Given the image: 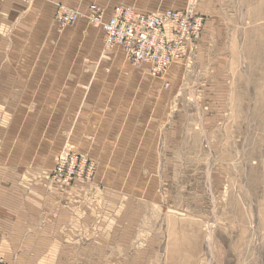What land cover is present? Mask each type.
<instances>
[{
	"label": "rangeland",
	"instance_id": "obj_1",
	"mask_svg": "<svg viewBox=\"0 0 264 264\" xmlns=\"http://www.w3.org/2000/svg\"><path fill=\"white\" fill-rule=\"evenodd\" d=\"M40 1L54 27L42 29L43 43L22 44L19 67L57 71L37 74L40 83L58 88L39 93L45 106L38 112L54 121L53 156L76 153L94 165L87 179L55 181L56 201L67 203L74 189L87 197L95 189L104 198L118 193L119 210L120 200H138L134 210L147 211L146 223L129 244L148 252L119 253L133 263L149 257L156 264H264V0H196L198 15L200 4L209 8L201 14L203 38L215 37L210 51L221 50L222 60L200 52L197 62L196 43L158 78L106 44L88 7H100L104 16L118 5L158 14L189 0ZM61 6L85 16L61 27L54 21ZM34 28L27 29L31 41ZM198 65L208 68L205 75L217 67L215 81L224 88L210 110L209 101L197 99ZM84 144L88 154L79 151ZM165 164L172 168L158 178L153 170Z\"/></svg>",
	"mask_w": 264,
	"mask_h": 264
},
{
	"label": "crops",
	"instance_id": "obj_2",
	"mask_svg": "<svg viewBox=\"0 0 264 264\" xmlns=\"http://www.w3.org/2000/svg\"><path fill=\"white\" fill-rule=\"evenodd\" d=\"M207 11V6H198L200 15L206 16ZM52 17L53 13L40 0H31L29 4L0 0V256L5 264H137L129 256L121 258L119 253L148 252L140 247L131 249L129 244L132 237L135 243L146 223L147 211L134 210L138 200L122 198L120 202L125 206L119 210L115 208L119 199L113 196L118 193L104 198L96 189L89 197L82 195L81 189H74L73 198L63 205L55 199L57 189L51 172L54 121L40 115L38 108L45 106L39 93H53L58 88L40 83L37 74L55 76L57 71L19 67L24 56L22 44L43 43L42 29L54 27ZM31 25L35 26L32 35L36 38L32 41L27 31ZM203 34L204 30L198 42L197 62L200 52L215 62L222 60L221 50L210 51L215 37L206 40ZM197 68L194 84L196 92L201 93L197 99L209 101L210 110L215 100L223 96L222 84L215 81L218 68L213 66L206 75L205 65ZM29 74L37 78H24ZM61 89L71 92L75 87L64 85ZM47 98L54 99L49 95ZM51 104L48 106L53 107L54 103ZM79 151L88 154L85 144ZM169 167L160 165L153 171H158L159 178V172L165 176ZM103 200L110 207H103ZM120 229L122 236L117 234ZM150 242L152 238L147 243ZM138 264L156 263L148 257Z\"/></svg>",
	"mask_w": 264,
	"mask_h": 264
},
{
	"label": "built area",
	"instance_id": "obj_3",
	"mask_svg": "<svg viewBox=\"0 0 264 264\" xmlns=\"http://www.w3.org/2000/svg\"><path fill=\"white\" fill-rule=\"evenodd\" d=\"M196 0L162 13H141L134 6L118 5L108 16L96 5L88 7V18L99 25L108 45L119 47L133 67H143L149 76H163L175 60L193 53L201 38L204 19L196 13ZM84 13L58 7L57 25L64 27L84 17ZM168 87V83H165ZM52 180L67 186L73 180L89 178L94 165L76 153L53 156ZM91 163V164H89ZM1 264V261H0Z\"/></svg>",
	"mask_w": 264,
	"mask_h": 264
},
{
	"label": "bare ground",
	"instance_id": "obj_4",
	"mask_svg": "<svg viewBox=\"0 0 264 264\" xmlns=\"http://www.w3.org/2000/svg\"><path fill=\"white\" fill-rule=\"evenodd\" d=\"M210 238V237H209ZM211 240V239H210Z\"/></svg>",
	"mask_w": 264,
	"mask_h": 264
}]
</instances>
